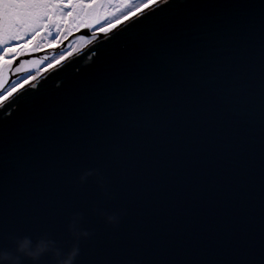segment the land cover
<instances>
[{
	"label": "snow or ice",
	"instance_id": "snow-or-ice-1",
	"mask_svg": "<svg viewBox=\"0 0 264 264\" xmlns=\"http://www.w3.org/2000/svg\"><path fill=\"white\" fill-rule=\"evenodd\" d=\"M102 18L104 34L128 22L110 37L123 50L71 88L10 81ZM85 138L139 191L100 264H264V0H0V211Z\"/></svg>",
	"mask_w": 264,
	"mask_h": 264
},
{
	"label": "water",
	"instance_id": "water-1",
	"mask_svg": "<svg viewBox=\"0 0 264 264\" xmlns=\"http://www.w3.org/2000/svg\"><path fill=\"white\" fill-rule=\"evenodd\" d=\"M127 23L118 24L108 34L91 27L71 32L59 45L48 46L26 57L38 63L26 65V70L15 73L10 81L18 74L24 78L32 75L37 77L36 84L44 85L45 91L64 92L91 73L105 53L122 52L119 39L110 40V37ZM55 55H62L64 59L61 60V56L43 65ZM28 88L29 85H25V89ZM110 151L107 144L88 138L69 145L56 165L55 176L38 194L5 203L0 211V249L14 250L18 238L28 237L33 243L46 238L65 252L78 246L74 264H100L101 257L96 251L98 240L130 232L139 213V191L135 182L116 170ZM88 170H93V175L82 180ZM112 212L120 214L119 223L107 221L104 214ZM76 213L83 214L79 225L90 231L89 236L76 237L69 230ZM24 264L32 262L25 260ZM40 264H50L49 257L42 258Z\"/></svg>",
	"mask_w": 264,
	"mask_h": 264
},
{
	"label": "clouds",
	"instance_id": "clouds-1",
	"mask_svg": "<svg viewBox=\"0 0 264 264\" xmlns=\"http://www.w3.org/2000/svg\"><path fill=\"white\" fill-rule=\"evenodd\" d=\"M92 174L93 170H88L81 179H86ZM104 215L109 223H116L120 214L112 212ZM79 219V214H76L69 224V230L76 237L81 236L83 231L79 227ZM78 254L79 248L76 245L65 252L50 239L41 238L33 243L30 238L24 237L16 240L14 250L0 249V264H24L25 260H30L32 264H40L45 256L49 257L50 264H74Z\"/></svg>",
	"mask_w": 264,
	"mask_h": 264
},
{
	"label": "flooded vegetation",
	"instance_id": "flooded-vegetation-1",
	"mask_svg": "<svg viewBox=\"0 0 264 264\" xmlns=\"http://www.w3.org/2000/svg\"><path fill=\"white\" fill-rule=\"evenodd\" d=\"M136 1V0H135ZM76 30H78V29H76ZM72 32H74V31H72ZM69 36V35H68ZM67 36V37H68ZM64 40H62L61 42H59V43H55V44H53L52 46H55V45H59L60 43H62ZM74 44H76V43H73V45ZM72 45V46H73ZM46 47H48V45H46L44 48H46ZM43 48V49H44ZM43 49H41V50H43ZM62 55H55V56H53L50 60H47L46 62H44V66H46V65H48V64H50V63H52V62H54V61H56L57 59H59L60 57H61ZM17 79H20V80H23L24 79V77H22V74H18V76L17 77H15L14 79H12L11 80V82H14L15 80H17ZM10 85L8 84V85H5V87H9Z\"/></svg>",
	"mask_w": 264,
	"mask_h": 264
},
{
	"label": "rangeland",
	"instance_id": "rangeland-1",
	"mask_svg": "<svg viewBox=\"0 0 264 264\" xmlns=\"http://www.w3.org/2000/svg\"><path fill=\"white\" fill-rule=\"evenodd\" d=\"M133 2H136L135 0H133ZM108 21L106 19H101L100 22L97 24V23H94L93 26L91 27L92 30H95V29H98V26H101V25H104V24H107ZM77 28H72V31H76ZM71 31V32H72ZM46 40L47 39H51V37H46L45 38ZM47 44L45 43L43 46H42V49L46 46ZM58 45V44H57ZM44 67V66H43ZM43 67L41 68V70L43 69ZM10 85V84H9Z\"/></svg>",
	"mask_w": 264,
	"mask_h": 264
},
{
	"label": "bare ground",
	"instance_id": "bare-ground-1",
	"mask_svg": "<svg viewBox=\"0 0 264 264\" xmlns=\"http://www.w3.org/2000/svg\"><path fill=\"white\" fill-rule=\"evenodd\" d=\"M95 22H93V24H94ZM108 24V23H107ZM107 24H104V25H101V26H98V29L100 28V27H105V26H107ZM95 30H97V29H95Z\"/></svg>",
	"mask_w": 264,
	"mask_h": 264
}]
</instances>
